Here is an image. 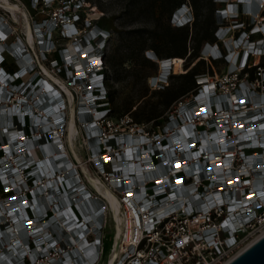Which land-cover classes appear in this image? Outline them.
<instances>
[{
	"label": "built area",
	"instance_id": "1",
	"mask_svg": "<svg viewBox=\"0 0 264 264\" xmlns=\"http://www.w3.org/2000/svg\"><path fill=\"white\" fill-rule=\"evenodd\" d=\"M10 1L23 13L0 4V264H98L111 224L104 264H225L264 234V0H215L205 58L228 69L196 75L157 122L113 111L111 34L89 0Z\"/></svg>",
	"mask_w": 264,
	"mask_h": 264
},
{
	"label": "trees",
	"instance_id": "2",
	"mask_svg": "<svg viewBox=\"0 0 264 264\" xmlns=\"http://www.w3.org/2000/svg\"><path fill=\"white\" fill-rule=\"evenodd\" d=\"M22 1L25 3V0ZM188 2H190L192 6V15L194 17L186 22V24L173 25L171 22L173 13L183 5L188 4ZM28 4H30V0ZM215 4V0H206V3H202V0H128V10L126 12L128 15H134L139 9H143L149 16L148 20H152L153 24L143 25L125 31L126 34L123 35L124 39L130 42V40L134 38L137 42L139 40V43L136 47L128 44L125 48V55L123 54L122 58L118 61L114 60V58L109 59L106 53L105 62L108 66V70H110L111 66L117 63L119 64V62L122 64L125 58L131 59L142 54L145 48L152 49V57L155 56L158 59L172 57L175 63H178L182 62V60H184L183 57H185V61H187L186 72L173 75L180 77L182 80L179 85L173 87L169 84L162 88H158L157 92L161 97L159 102L163 105L162 109L159 108V103L157 102L152 106L140 109H137V106L132 109L133 104H131V102L127 104L129 106L124 111L132 109L131 114H133V118L136 121H159L161 119L160 117L165 114V110L168 109L175 100L197 89L198 83L196 75L207 71L213 72L212 65L206 61L204 45L207 42L212 43L217 41L216 29L221 22V17L220 14H214ZM205 6L209 11L207 16L201 19V12ZM104 19L105 18L100 17L98 21L101 27H105ZM189 23L192 24L194 29H191ZM191 41L193 43H191ZM143 58V62H152L150 58ZM108 59L110 60L109 64L111 66L108 64ZM213 62L217 63L218 60H213ZM109 76L110 73L108 71L107 77L109 78ZM146 91L142 95L147 94ZM108 98L113 101L110 86L108 89ZM112 109L116 112L114 107H112ZM116 113L123 112L118 111Z\"/></svg>",
	"mask_w": 264,
	"mask_h": 264
},
{
	"label": "rangeland",
	"instance_id": "3",
	"mask_svg": "<svg viewBox=\"0 0 264 264\" xmlns=\"http://www.w3.org/2000/svg\"><path fill=\"white\" fill-rule=\"evenodd\" d=\"M28 1L29 0H25V4H28ZM89 2H91L92 5H95L97 11L101 13V17L105 18V27L110 31L111 37L106 49L109 59L114 58V60L116 61L120 60L123 54L125 55V48L128 46V44L136 47L139 43V40L137 42L134 38H132V41L130 40V42L124 39L123 35L126 34V30L141 27L143 25L153 24L152 20H148L149 16L145 11H143V9H139L134 15H128L126 13L128 10V0H89ZM202 3H206V0H202ZM188 4L190 5V2H188ZM28 6L31 10L30 4H28ZM183 6L187 7L186 4ZM223 6H226V4L217 2L215 4L214 14H218L217 9ZM208 11L209 10L206 6L203 7L201 12V19L207 16ZM254 16H257V14H254L253 17ZM243 18H246V20L249 21L248 16H243ZM171 22L173 25H176L175 22L172 21V19ZM189 25L191 29H194L192 27V24L189 23ZM191 43L193 42L191 41ZM151 51L152 49L145 48L142 54H139L131 59L125 58L122 64L119 62V64L117 63L113 66L109 64L110 60L108 59V64L109 66H111L109 70L110 76L108 78V82L113 98L112 104L116 109V112H124V110L128 108L129 105L127 104L129 102L133 104V109L136 106L137 109L149 107L156 104V102L159 103L160 109L163 108L162 103L159 102L161 100V97L157 92L158 88L162 87H156L153 81V77L160 74L161 65L157 57H152V53H150ZM143 57L150 58L152 62H143ZM183 59L184 60H182V62H178L174 65V67L171 68V73L168 78L169 83H166V86L170 84V86L175 87L182 82L180 77L173 75H178L179 73L186 72L187 61H185V57H183ZM206 61H208L207 58ZM217 63L213 62L214 65L210 63L212 65L214 74L217 73L220 75V73L227 71L229 62H225L223 59H219ZM145 91L147 92V94L142 95L143 93H145ZM167 110L168 109H166L165 112ZM106 228V236L103 239V254L98 264H104V259L106 258L107 253L112 246L111 243L114 227H112L111 224Z\"/></svg>",
	"mask_w": 264,
	"mask_h": 264
},
{
	"label": "bare ground",
	"instance_id": "4",
	"mask_svg": "<svg viewBox=\"0 0 264 264\" xmlns=\"http://www.w3.org/2000/svg\"><path fill=\"white\" fill-rule=\"evenodd\" d=\"M0 4L6 6V7H10L14 10H18L20 12L23 13L22 9L19 7L18 4H14V3H11L10 0H0ZM186 6H183L182 9H184ZM178 10L176 13H175V16L176 18L181 22H185L186 21V18L189 16V13L187 11V7H186V11L185 9L184 10ZM185 11V13H184ZM184 13V14H183ZM151 53V52H150ZM153 55V53H152ZM174 58L171 57V59H164L163 61L161 59H159L160 61H162L161 63V72L159 75H157V78L159 80H163L165 81V79H167L168 77V74L171 73V68L174 67L175 64V61L173 60ZM74 131V126H73V119H71L70 123H69V132H72ZM89 177L90 180H92V182L96 184V186L98 187V189L100 190L101 193H103L104 195H106L108 197V200L112 206V210L114 211V214H115V217L118 218L117 216V198H116V195H114L111 191L109 192V190L105 187V186H102L100 185L98 182H96V180L93 179V177L90 176V174L85 171Z\"/></svg>",
	"mask_w": 264,
	"mask_h": 264
},
{
	"label": "water",
	"instance_id": "5",
	"mask_svg": "<svg viewBox=\"0 0 264 264\" xmlns=\"http://www.w3.org/2000/svg\"><path fill=\"white\" fill-rule=\"evenodd\" d=\"M225 264H264V234Z\"/></svg>",
	"mask_w": 264,
	"mask_h": 264
}]
</instances>
